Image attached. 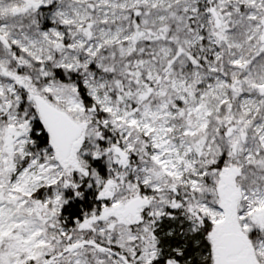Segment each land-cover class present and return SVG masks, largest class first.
I'll return each mask as SVG.
<instances>
[{
	"label": "snow or ice",
	"instance_id": "snow-or-ice-1",
	"mask_svg": "<svg viewBox=\"0 0 264 264\" xmlns=\"http://www.w3.org/2000/svg\"><path fill=\"white\" fill-rule=\"evenodd\" d=\"M0 264H264V0H0Z\"/></svg>",
	"mask_w": 264,
	"mask_h": 264
}]
</instances>
